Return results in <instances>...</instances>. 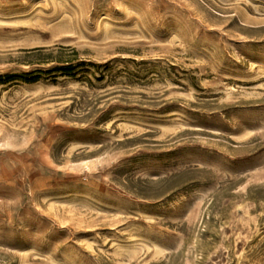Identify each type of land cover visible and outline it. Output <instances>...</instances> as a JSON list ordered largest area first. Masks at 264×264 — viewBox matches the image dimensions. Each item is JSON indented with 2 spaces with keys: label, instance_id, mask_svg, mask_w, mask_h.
Returning a JSON list of instances; mask_svg holds the SVG:
<instances>
[{
  "label": "rangeland",
  "instance_id": "1",
  "mask_svg": "<svg viewBox=\"0 0 264 264\" xmlns=\"http://www.w3.org/2000/svg\"><path fill=\"white\" fill-rule=\"evenodd\" d=\"M0 264H264V0H0Z\"/></svg>",
  "mask_w": 264,
  "mask_h": 264
}]
</instances>
